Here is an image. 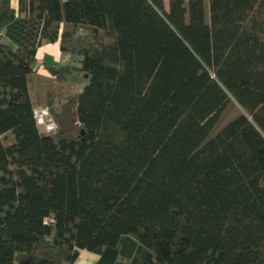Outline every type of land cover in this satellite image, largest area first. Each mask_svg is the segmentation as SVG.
<instances>
[{
  "label": "trees",
  "instance_id": "trees-1",
  "mask_svg": "<svg viewBox=\"0 0 264 264\" xmlns=\"http://www.w3.org/2000/svg\"><path fill=\"white\" fill-rule=\"evenodd\" d=\"M1 31L0 264H264V0H0ZM43 41L86 76L48 132Z\"/></svg>",
  "mask_w": 264,
  "mask_h": 264
},
{
  "label": "crops",
  "instance_id": "crops-1",
  "mask_svg": "<svg viewBox=\"0 0 264 264\" xmlns=\"http://www.w3.org/2000/svg\"><path fill=\"white\" fill-rule=\"evenodd\" d=\"M14 6L17 0H11ZM37 62L29 82V92L34 105L45 103V96L48 89L56 91L69 90L77 91L86 82V76L74 73L67 76L65 81L56 82L53 75L46 68V64L58 65L62 63L78 64L76 59L59 48L58 42L43 41L36 51ZM99 254L88 250L87 248H79L78 255L71 264H94Z\"/></svg>",
  "mask_w": 264,
  "mask_h": 264
},
{
  "label": "built area",
  "instance_id": "built-area-1",
  "mask_svg": "<svg viewBox=\"0 0 264 264\" xmlns=\"http://www.w3.org/2000/svg\"><path fill=\"white\" fill-rule=\"evenodd\" d=\"M3 32H0V35ZM33 115L40 130L48 132L56 127V122L52 117L49 107L47 105H35L33 107Z\"/></svg>",
  "mask_w": 264,
  "mask_h": 264
},
{
  "label": "rangeland",
  "instance_id": "rangeland-1",
  "mask_svg": "<svg viewBox=\"0 0 264 264\" xmlns=\"http://www.w3.org/2000/svg\"><path fill=\"white\" fill-rule=\"evenodd\" d=\"M237 108H238V106L236 104L227 106L221 113L220 124H221V122L227 120L229 117L234 115L237 112ZM23 263L24 264H33V263H35V259H33V258L26 259V260L23 261Z\"/></svg>",
  "mask_w": 264,
  "mask_h": 264
}]
</instances>
